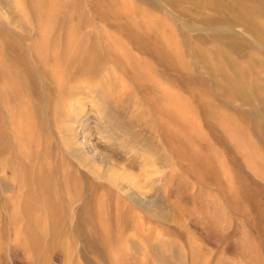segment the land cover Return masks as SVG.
I'll return each mask as SVG.
<instances>
[{"label": "rangeland", "instance_id": "1", "mask_svg": "<svg viewBox=\"0 0 264 264\" xmlns=\"http://www.w3.org/2000/svg\"><path fill=\"white\" fill-rule=\"evenodd\" d=\"M0 264H264V0H0Z\"/></svg>", "mask_w": 264, "mask_h": 264}]
</instances>
